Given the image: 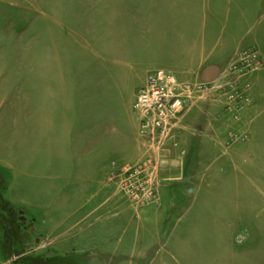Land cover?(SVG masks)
<instances>
[{"label":"rangeland","instance_id":"rangeland-1","mask_svg":"<svg viewBox=\"0 0 264 264\" xmlns=\"http://www.w3.org/2000/svg\"><path fill=\"white\" fill-rule=\"evenodd\" d=\"M158 68L207 90L155 158L159 201L140 206L99 162L146 157L137 74ZM45 258L264 264V0H0V264Z\"/></svg>","mask_w":264,"mask_h":264},{"label":"built area","instance_id":"built-area-1","mask_svg":"<svg viewBox=\"0 0 264 264\" xmlns=\"http://www.w3.org/2000/svg\"><path fill=\"white\" fill-rule=\"evenodd\" d=\"M257 59L254 54L242 64L255 66ZM249 88L247 85L230 95V102H236L237 109L254 103ZM201 90H207V84L181 81L165 69L157 70L139 89L133 108L137 113L138 135L147 143L149 151L141 162L123 165L113 162L110 165L111 179L131 193L136 204L143 206L147 202L159 201L160 167L155 161L156 156L161 159L160 156L166 153L167 144L182 127L192 95Z\"/></svg>","mask_w":264,"mask_h":264},{"label":"crops","instance_id":"crops-1","mask_svg":"<svg viewBox=\"0 0 264 264\" xmlns=\"http://www.w3.org/2000/svg\"><path fill=\"white\" fill-rule=\"evenodd\" d=\"M169 64H167V65H169V66H172V65H170V62H168ZM159 65H161V64H157V66H156V64L154 65V67L156 66V67H158ZM164 65H166V64H164ZM154 67H152V68H149V69H147V70H154V69H156V67L154 68ZM161 68V67H160ZM159 69V68H158ZM165 69H167V68H165ZM169 70H171V69H169ZM174 73V72H173ZM138 76V79H139V81H140V84H139V87L138 88H141V87H143L146 83H147V80H148V75L147 74H144V73H141V75H139V74H137ZM134 79V78H133ZM134 80H136V79H134ZM133 80V81H134ZM138 92V91H137ZM137 94V93H136ZM137 133H138V119H137ZM131 143H134V142H131ZM138 144V143H137ZM134 145H136V144H134ZM139 148V149H138ZM138 150H139V152H140V149L142 150V148H141V146H138ZM119 150V153H122L123 151H120V149H118ZM118 150H116V152H118ZM124 154V153H123ZM86 155V154H85ZM132 154H130V155H122V154H119V156H118V158H117V160L115 159V161H113L112 159H111V161L110 162H108L107 160H108V157H105V159L104 160H102L101 162H99V167L101 168L100 169V171L99 172H101V173H103V175H104V177H105V180H106V182H109V183H105V188L106 189H108L109 187H112L113 185L112 184H110V182L111 183H113L114 185H116V182L115 181H113L112 179H111V176H110V165H111V163L112 162H117L118 164H123V163H129V162H132V161H128V158H129V156H131ZM105 156H106V154H105ZM124 156V157H123ZM79 157H80V154H79ZM106 162L108 163L107 165H106ZM94 163H96V162H94ZM98 166H97V163L96 164H94V171L96 172V171H98V168H97ZM86 174V173H85ZM91 184H94V181L93 180H91L90 179V177H88V178H86L85 180H83V182H82V186L80 187V188H85V187H88V190L91 188ZM101 183H100V181H99V185H100ZM117 186V185H116ZM113 188H114V186H113ZM115 191H116V188H115ZM118 191L120 192V190L118 189ZM121 193V192H120ZM116 194H117V191H116ZM91 199H93V200H96V197H97V194H96V192H93L92 193V195H91Z\"/></svg>","mask_w":264,"mask_h":264},{"label":"water","instance_id":"water-1","mask_svg":"<svg viewBox=\"0 0 264 264\" xmlns=\"http://www.w3.org/2000/svg\"><path fill=\"white\" fill-rule=\"evenodd\" d=\"M220 68L217 66H210L208 68H205L201 75V80L204 83H210L217 79V76L219 75Z\"/></svg>","mask_w":264,"mask_h":264},{"label":"flooded vegetation","instance_id":"flooded-vegetation-1","mask_svg":"<svg viewBox=\"0 0 264 264\" xmlns=\"http://www.w3.org/2000/svg\"><path fill=\"white\" fill-rule=\"evenodd\" d=\"M37 260H38V262L40 261L39 263H42L41 259L38 258ZM44 261H45L44 262L45 264H53L51 261V258H45ZM35 263H37V262H35ZM39 263H37V264H39Z\"/></svg>","mask_w":264,"mask_h":264}]
</instances>
